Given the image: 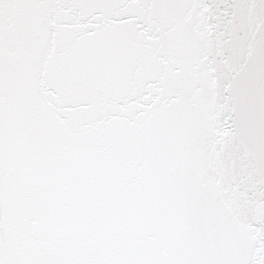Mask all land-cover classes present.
I'll list each match as a JSON object with an SVG mask.
<instances>
[{"label": "snow or ice", "instance_id": "6c2138e0", "mask_svg": "<svg viewBox=\"0 0 264 264\" xmlns=\"http://www.w3.org/2000/svg\"><path fill=\"white\" fill-rule=\"evenodd\" d=\"M0 264H264V0H0Z\"/></svg>", "mask_w": 264, "mask_h": 264}]
</instances>
